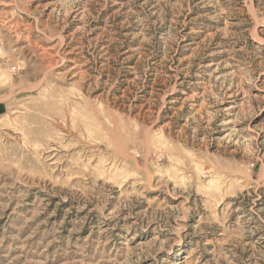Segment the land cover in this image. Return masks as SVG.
<instances>
[{"label": "rangeland", "instance_id": "obj_1", "mask_svg": "<svg viewBox=\"0 0 264 264\" xmlns=\"http://www.w3.org/2000/svg\"><path fill=\"white\" fill-rule=\"evenodd\" d=\"M0 264H264V0H0Z\"/></svg>", "mask_w": 264, "mask_h": 264}]
</instances>
